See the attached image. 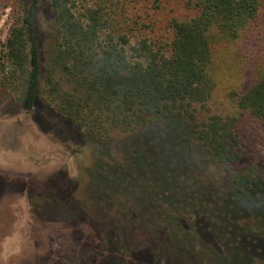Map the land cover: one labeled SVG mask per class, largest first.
I'll use <instances>...</instances> for the list:
<instances>
[{"label":"trees","instance_id":"16d2710c","mask_svg":"<svg viewBox=\"0 0 264 264\" xmlns=\"http://www.w3.org/2000/svg\"><path fill=\"white\" fill-rule=\"evenodd\" d=\"M50 1L56 27L47 53L34 26L43 0L10 4V27L0 50V104L22 88L25 109L39 99L100 143L115 127L134 135L145 132V123L167 125L160 129L164 139L174 140L163 150L167 163L149 174V187L137 190L136 198L146 200L153 230L167 232L163 239L173 247L167 257L178 259H163L158 247L148 263L240 264L250 255L264 264V180L243 174L237 180L242 185L210 191L184 189L175 178L191 148L214 164L239 159L244 145L235 128L241 120L253 121L264 140V65L233 76L218 50L241 38L264 0H188L194 14L169 18L163 31L136 8L140 0ZM221 98V112H199ZM180 118L196 121L188 128ZM147 145L144 153L150 157ZM186 176L195 181L192 171ZM154 196L168 198L158 200L159 211L151 208ZM183 219L201 220L208 239L194 234L193 225L185 227ZM157 236L162 238L161 232ZM240 244L255 251L239 253ZM117 250L105 261L122 246Z\"/></svg>","mask_w":264,"mask_h":264},{"label":"rangeland","instance_id":"374dc122","mask_svg":"<svg viewBox=\"0 0 264 264\" xmlns=\"http://www.w3.org/2000/svg\"><path fill=\"white\" fill-rule=\"evenodd\" d=\"M12 1L0 0V50L10 27ZM187 1L140 0L136 8L163 31L169 18L194 14ZM36 12L37 39L47 53L56 27L51 1L43 0ZM218 50L233 76L237 72L249 75L257 64L264 65V7L241 38ZM23 96L21 88L0 104V264H150L155 248L162 250L163 259L167 257L173 251L163 239L167 232L153 230L152 216L143 207L146 200L137 199L136 192H146L152 179L149 174L159 171L162 162L167 163L163 150L168 149L167 142L174 140L164 139L160 129L168 126L145 123L141 126L145 132L134 135L115 127L100 143L90 140L83 130L39 99L32 109H25ZM224 107L221 98L214 105L200 107L199 112H221ZM181 121L190 128L196 119ZM235 129L244 145L241 157L214 164L200 158L203 153L198 147L191 148L185 159L187 166L184 162L177 167L175 178L181 187L221 191L232 184L242 185L237 180L243 174L264 180L261 132L248 119L241 120ZM148 135L153 144L147 141ZM146 145L150 157L144 153ZM189 171L194 182L186 176ZM181 172L184 176L180 177ZM149 199L151 208L157 211L162 208L156 206L158 200L168 202V198L156 196ZM255 219L256 215L251 217ZM183 224L193 225L194 234L208 239L199 227L201 220L183 219ZM158 232L162 234L160 239ZM120 246L122 250L115 258L105 261ZM245 248L250 249L249 253L255 251L240 244L237 252ZM149 254L151 257H144ZM252 257L246 255L240 264H257ZM168 258L178 259L177 255Z\"/></svg>","mask_w":264,"mask_h":264}]
</instances>
